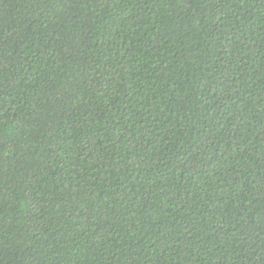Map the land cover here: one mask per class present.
<instances>
[{"label":"trees","instance_id":"16d2710c","mask_svg":"<svg viewBox=\"0 0 264 264\" xmlns=\"http://www.w3.org/2000/svg\"><path fill=\"white\" fill-rule=\"evenodd\" d=\"M0 264H264V0H0Z\"/></svg>","mask_w":264,"mask_h":264}]
</instances>
